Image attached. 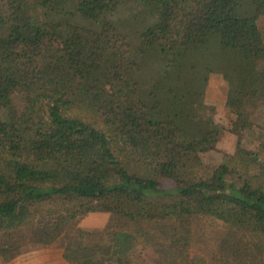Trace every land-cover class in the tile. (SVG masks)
I'll return each instance as SVG.
<instances>
[{
    "label": "trees",
    "instance_id": "1",
    "mask_svg": "<svg viewBox=\"0 0 264 264\" xmlns=\"http://www.w3.org/2000/svg\"><path fill=\"white\" fill-rule=\"evenodd\" d=\"M130 1L158 14L134 45L110 19ZM261 15L264 0H0V257L28 231L67 264H145L144 246L161 264H264V156L243 143L264 105ZM212 72L236 139L209 167ZM89 212L110 214L100 231L77 225Z\"/></svg>",
    "mask_w": 264,
    "mask_h": 264
},
{
    "label": "rangeland",
    "instance_id": "2",
    "mask_svg": "<svg viewBox=\"0 0 264 264\" xmlns=\"http://www.w3.org/2000/svg\"><path fill=\"white\" fill-rule=\"evenodd\" d=\"M243 11L241 13H245ZM117 28L126 34L131 43L137 42L139 33L147 26L154 24L158 20L157 10L150 4L140 1L125 2L110 16ZM259 27L264 34V15L258 19ZM226 75L220 72L209 74L205 88L204 100L207 104L214 106L213 120L221 127V134L217 141L216 149L203 153L202 159L206 166L213 167L221 161L223 152L233 148L236 136L228 132L231 120L234 118L231 111L225 106L227 92ZM253 123L246 127L247 134L243 139L246 147L259 150L264 156V105L256 108L253 112ZM110 214L89 212L77 221V225L85 230L100 231L104 228ZM34 235L24 231L17 248L9 252L5 257H0V264H67L61 255V245L59 241L48 244L36 242ZM195 237V235H194ZM190 254H199L209 258L216 251V245L207 238L202 240L192 239L190 244ZM136 258L145 264H161L162 255L151 246L138 247Z\"/></svg>",
    "mask_w": 264,
    "mask_h": 264
},
{
    "label": "crops",
    "instance_id": "3",
    "mask_svg": "<svg viewBox=\"0 0 264 264\" xmlns=\"http://www.w3.org/2000/svg\"><path fill=\"white\" fill-rule=\"evenodd\" d=\"M92 213H103L105 215L106 212H92Z\"/></svg>",
    "mask_w": 264,
    "mask_h": 264
}]
</instances>
